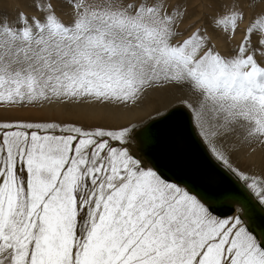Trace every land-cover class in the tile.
I'll list each match as a JSON object with an SVG mask.
<instances>
[{
	"label": "snow or ice",
	"instance_id": "obj_1",
	"mask_svg": "<svg viewBox=\"0 0 264 264\" xmlns=\"http://www.w3.org/2000/svg\"><path fill=\"white\" fill-rule=\"evenodd\" d=\"M0 264H264V0H0Z\"/></svg>",
	"mask_w": 264,
	"mask_h": 264
},
{
	"label": "bare ground",
	"instance_id": "obj_2",
	"mask_svg": "<svg viewBox=\"0 0 264 264\" xmlns=\"http://www.w3.org/2000/svg\"><path fill=\"white\" fill-rule=\"evenodd\" d=\"M200 9H201V7L190 8L189 11H190V14H191V19H195L197 16H199L201 18L204 17V16H202L200 14ZM166 103L168 104L169 108H173L174 109V105H172V103H173L172 101H167ZM157 106H160V105L157 104ZM150 112H152V108L151 107H146V108H143V109L136 110V112L133 115L138 120L143 121L145 118H147V116L149 115ZM146 122H148V119L144 123H146ZM237 163L241 167L251 168L252 171H254L257 174H259L262 171L261 160H260V156L258 154L255 155V156H252V157L241 158L240 160L237 161Z\"/></svg>",
	"mask_w": 264,
	"mask_h": 264
},
{
	"label": "water",
	"instance_id": "obj_3",
	"mask_svg": "<svg viewBox=\"0 0 264 264\" xmlns=\"http://www.w3.org/2000/svg\"><path fill=\"white\" fill-rule=\"evenodd\" d=\"M172 123L174 125L176 122L174 121ZM179 123L182 126L187 128L190 147L193 153L196 155V157L201 160V162L206 168H208L209 170L215 171L216 166L214 165L210 157L207 155V153L204 151L203 146L198 143L196 136H195V132L192 130V125H191V122L186 112L181 114Z\"/></svg>",
	"mask_w": 264,
	"mask_h": 264
},
{
	"label": "rangeland",
	"instance_id": "obj_4",
	"mask_svg": "<svg viewBox=\"0 0 264 264\" xmlns=\"http://www.w3.org/2000/svg\"><path fill=\"white\" fill-rule=\"evenodd\" d=\"M199 0H196V2L199 4V2H198ZM197 4V5H198ZM197 7H199V6H197ZM205 10V11H204ZM200 14L202 15V16H205V15H207V14H210V11L208 10V9H205V8H201L200 9ZM172 105H174L173 103H172ZM171 105V106H172ZM148 119V116H147V118H145L143 121H141L142 123H144L146 120Z\"/></svg>",
	"mask_w": 264,
	"mask_h": 264
}]
</instances>
